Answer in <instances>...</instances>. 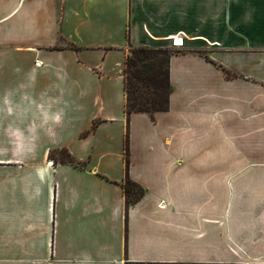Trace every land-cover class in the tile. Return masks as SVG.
I'll use <instances>...</instances> for the list:
<instances>
[{"label":"crops","instance_id":"0c3cea01","mask_svg":"<svg viewBox=\"0 0 264 264\" xmlns=\"http://www.w3.org/2000/svg\"><path fill=\"white\" fill-rule=\"evenodd\" d=\"M130 46L178 52L167 111ZM0 264H264V0H0Z\"/></svg>","mask_w":264,"mask_h":264},{"label":"trees","instance_id":"16d2710c","mask_svg":"<svg viewBox=\"0 0 264 264\" xmlns=\"http://www.w3.org/2000/svg\"><path fill=\"white\" fill-rule=\"evenodd\" d=\"M177 51L155 49L147 46H130L125 69V91L127 102L125 111L129 117L133 113L145 112L152 116L169 108L172 92L170 82V59ZM228 76H231L227 72ZM68 158L62 162L81 166L67 150H61ZM52 156V155H51ZM55 160V158H53ZM127 167L129 150H126ZM127 206L136 204L145 195V189L131 180L127 174L123 181Z\"/></svg>","mask_w":264,"mask_h":264},{"label":"rangeland","instance_id":"374dc122","mask_svg":"<svg viewBox=\"0 0 264 264\" xmlns=\"http://www.w3.org/2000/svg\"><path fill=\"white\" fill-rule=\"evenodd\" d=\"M20 27H21V31H20V33L23 35L24 33H25V24L24 23H22V24H20ZM18 62H22L23 64H26L28 61L24 58V56H23V58H18V60H17ZM21 79H18L17 80V85L19 86L20 84H21V82H19ZM259 144V143H258ZM52 157L53 158H55V161L56 162H60V161H62V160H65V159H67L68 158V156H67V154H65V153H63V152H53L52 153Z\"/></svg>","mask_w":264,"mask_h":264}]
</instances>
